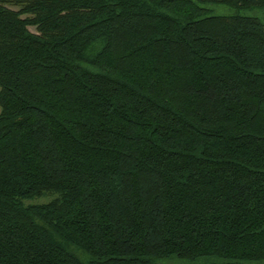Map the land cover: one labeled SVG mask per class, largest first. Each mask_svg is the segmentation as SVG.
<instances>
[{
  "label": "trees",
  "instance_id": "1",
  "mask_svg": "<svg viewBox=\"0 0 264 264\" xmlns=\"http://www.w3.org/2000/svg\"><path fill=\"white\" fill-rule=\"evenodd\" d=\"M263 12L0 0V264L263 262Z\"/></svg>",
  "mask_w": 264,
  "mask_h": 264
},
{
  "label": "rangeland",
  "instance_id": "2",
  "mask_svg": "<svg viewBox=\"0 0 264 264\" xmlns=\"http://www.w3.org/2000/svg\"><path fill=\"white\" fill-rule=\"evenodd\" d=\"M263 15H264V12L262 15L260 14L259 16L264 19ZM30 30L32 32H35L34 28H30ZM0 112H1V109H0ZM51 199L52 197H45L41 199H36L32 201L31 203L32 204H45L51 201ZM156 264H227V262L222 261V260H215V259H200L196 261H188V260L179 259L177 257H173L170 259L157 261ZM245 264H264V261L260 263H245Z\"/></svg>",
  "mask_w": 264,
  "mask_h": 264
}]
</instances>
